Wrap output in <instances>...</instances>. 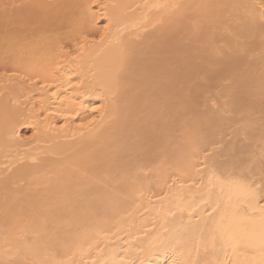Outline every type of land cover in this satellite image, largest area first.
Here are the masks:
<instances>
[{"label":"bare ground","instance_id":"obj_1","mask_svg":"<svg viewBox=\"0 0 264 264\" xmlns=\"http://www.w3.org/2000/svg\"><path fill=\"white\" fill-rule=\"evenodd\" d=\"M4 3L17 5L8 17ZM97 4L0 0V62L8 65L3 72L19 69L47 86L29 95L25 83L0 81V190L17 184L14 191L21 195L0 193V261L139 264L160 240L168 251L150 256L152 264H170L172 248L177 257L183 252L195 258L189 250L200 242L202 223L195 212L189 223V212L200 211L196 169L203 151L214 150L221 168L239 160L259 166L262 0ZM84 5L92 6L95 24L91 13L88 23L82 18ZM107 17L116 27L127 25L124 43L93 44L91 37L84 42L89 33L98 40ZM14 33L21 34V43L5 40ZM77 41L85 43V52L74 60ZM125 45L129 55L116 107L94 113L110 94V76ZM77 77L84 81L79 87ZM93 115L89 133L92 126L81 124ZM198 149L203 151L194 155ZM204 241L209 254L202 247L201 257L211 259L207 232Z\"/></svg>","mask_w":264,"mask_h":264},{"label":"snow or ice","instance_id":"obj_2","mask_svg":"<svg viewBox=\"0 0 264 264\" xmlns=\"http://www.w3.org/2000/svg\"><path fill=\"white\" fill-rule=\"evenodd\" d=\"M92 4L100 7L97 0H92ZM264 4V0H262ZM17 5L4 3L2 5V13L5 17L9 16V10H15ZM39 7H45L39 5ZM82 18L85 23H88V14L91 13V23H96V14L91 5H84ZM103 7L107 8V5ZM147 7V5H146ZM179 8V5L174 6ZM106 15V13H101ZM262 26H264V12L260 13ZM108 22L104 24L103 30L100 31L99 38L95 33H89L83 36V41L88 42L91 37L93 44L116 43L123 44L122 34L127 30V25L116 27V23L111 17H107ZM114 37V40L111 39ZM12 40L13 43H21L23 37L20 33H14L11 36L5 35V40ZM77 55L73 59L79 58L85 52V43L77 41ZM61 52L64 49L61 48ZM67 55H71V49ZM129 55V48L125 45L122 48V54L118 65L113 69L110 80V94L102 97L105 100L93 109V112L107 113L114 110L116 107L117 96L120 89L121 76L125 70ZM7 78L9 84L14 82H22L29 85L26 89L29 95L35 89L41 92L45 91L46 85L37 84L32 80L30 74L21 76L20 70L12 72L0 73V81ZM41 79L37 76V80ZM77 87L84 83L77 77ZM71 83V78L67 81ZM55 95V93H53ZM16 103V101H12ZM103 119V117H102ZM96 117L92 116L87 123H82L81 127H89V133L95 129ZM63 127V125L61 126ZM36 133H33L35 136ZM202 149L194 152V155H199ZM23 159V158H21ZM200 168L196 169V176L200 179V184L196 185L203 195L200 197V204L196 207L200 209H192L189 212V223L193 213L199 216L202 227L197 226L200 231V242L194 245L189 250V255L192 251L195 252V258H185L182 252L179 257L175 255V248H172V259L170 264H264V152H262L259 166L255 160H239L233 161L230 168H221L215 158V151H203V159L197 161ZM196 168V164L191 165ZM205 176L207 181L205 182ZM181 179H193L191 176H183ZM175 183V181H174ZM204 205V207H200ZM189 208L192 206L189 205ZM210 209V211L208 210ZM201 212H206V215L201 216ZM207 232L209 242L211 244V259H207L209 249L204 241V233ZM159 247L153 246L147 253L145 258L140 259L139 264H152L150 256L156 255L160 251H168L166 241L160 240ZM185 247V245H181ZM203 247L205 257H201V248ZM0 264H16V261L9 259L7 262L0 261ZM37 264V262H33ZM39 264H47V261H40ZM118 264H136V260L120 261Z\"/></svg>","mask_w":264,"mask_h":264},{"label":"rangeland","instance_id":"obj_3","mask_svg":"<svg viewBox=\"0 0 264 264\" xmlns=\"http://www.w3.org/2000/svg\"><path fill=\"white\" fill-rule=\"evenodd\" d=\"M0 65H1V69H0V71H2L3 72V70L2 69H7L8 68V65L7 64H5L4 62H0ZM7 66V67H6ZM3 67V68H2ZM27 134V135H26ZM30 135H31V131H29V129L27 128V129H25V136H27V137H30ZM13 185V186H12ZM11 186H10V191L8 190V191H5V192H3L4 190H0V193L2 194V195H7V194H9V196L10 197H13L12 195H14V197H20L21 195L20 194H18V193H16L14 190L15 189H17L18 187H17V184H12ZM24 187V186H23ZM22 187V188H23ZM13 188V189H12ZM8 192H11V193H8ZM4 193H6V194H4ZM13 197V198H14ZM4 211H5V209H4V207H2L1 208V210H0V223L2 224V223H4L5 222V218L3 217L4 216Z\"/></svg>","mask_w":264,"mask_h":264}]
</instances>
